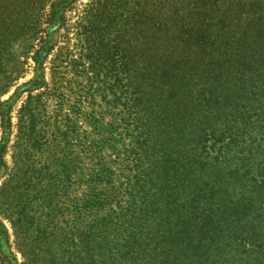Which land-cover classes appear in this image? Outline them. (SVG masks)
Wrapping results in <instances>:
<instances>
[{
	"label": "rangeland",
	"instance_id": "obj_1",
	"mask_svg": "<svg viewBox=\"0 0 264 264\" xmlns=\"http://www.w3.org/2000/svg\"><path fill=\"white\" fill-rule=\"evenodd\" d=\"M56 1L0 0V103L33 79ZM235 1L65 8L43 86L11 110L0 264H264L258 212L217 192L231 188V124L207 116L243 70L221 19L249 10L256 36L264 24V0Z\"/></svg>",
	"mask_w": 264,
	"mask_h": 264
},
{
	"label": "trees",
	"instance_id": "obj_2",
	"mask_svg": "<svg viewBox=\"0 0 264 264\" xmlns=\"http://www.w3.org/2000/svg\"><path fill=\"white\" fill-rule=\"evenodd\" d=\"M74 1L57 0L51 5L45 31L48 38L42 41L41 47L32 58L35 65L33 79L22 85L10 100L0 103V128L2 130L0 176L4 177L7 174L4 156L11 133L10 114L14 101L19 94L32 92L43 86L44 60L53 48L57 32L63 25L65 8ZM189 1L192 3L199 2V0H184V3ZM235 2L242 4L240 0ZM231 3H234L233 0H231ZM251 6L258 8V10L262 8L253 2L250 3ZM184 10H186L185 7ZM189 11L191 12L190 8H188ZM249 14V10L245 11L243 9L240 12L232 13L231 21H228V15L223 13V16L226 15L224 19H221L224 24V31L231 33V38L233 39L231 44H234V46L231 48L234 51V55L232 56L235 58L236 63L239 62L243 66V70L231 76V91H234V93L231 94V98L229 97L231 102L227 104L226 109L222 107L223 104H226L222 101L220 102L221 108L209 112L207 116L209 121L218 120L220 124H231V188L230 186L226 188V184L225 187L221 185L217 192L230 196L231 199L228 201H231V203L235 204L244 200L252 204L253 213L258 212L257 217L262 224L257 227L261 230L259 236L264 242V24L263 28L259 27L258 31H256L259 35L256 36L254 34L255 30L253 32L249 30L250 34L246 33V35L245 32L248 30V25H250L248 21ZM223 33L226 34L225 32ZM53 34L54 38H52ZM254 38L255 40L252 41ZM247 70L248 72H246ZM225 161L223 159L217 165V168L221 169L224 167L223 163L227 162ZM91 180L93 185L98 183V179L92 178ZM205 184L210 185L211 183L206 182ZM99 198V194L89 193V196H85L82 200L85 203L83 210L88 212L91 205H98L100 202ZM78 206L82 207L81 204H78ZM8 238V231L0 221V249L6 260L10 256L7 251L9 247ZM234 238L242 241L246 240L247 237L235 235ZM244 244L246 245L247 243L244 242ZM257 245L254 242L250 244V247L255 248ZM11 264H16L14 259Z\"/></svg>",
	"mask_w": 264,
	"mask_h": 264
}]
</instances>
